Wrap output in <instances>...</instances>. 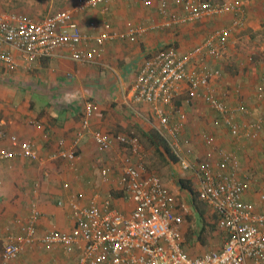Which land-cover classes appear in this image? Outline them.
I'll return each instance as SVG.
<instances>
[{
	"label": "crops",
	"instance_id": "1",
	"mask_svg": "<svg viewBox=\"0 0 264 264\" xmlns=\"http://www.w3.org/2000/svg\"><path fill=\"white\" fill-rule=\"evenodd\" d=\"M42 1L44 6L66 5L60 9L63 10L72 9L77 0ZM162 1L116 0L104 13L103 7H98L75 14V20L83 32L92 35L100 32L104 22L117 30H124L127 24L148 25L160 18L158 8ZM165 1L175 13L180 6L177 1L197 2ZM201 1L221 4L232 0ZM239 1L240 8L235 13L207 16L183 26L150 32L136 43L109 42L97 49L91 63L73 61L71 51L67 49L57 50L51 58L34 60L14 51V68L0 62V126L7 135L16 136L19 142L31 143L39 157L35 161L15 157L0 162V264L9 235H18L17 221L26 219L33 206L39 212L35 224L37 236L51 231L69 233L75 226L71 202L79 207L92 204L105 207L108 204L110 209L122 214H128L134 208L118 185L121 165L117 143L110 150L100 152L92 138L85 136L75 145V160L59 155L61 150L73 146L84 105L88 102L96 107L91 120L93 131L139 141L137 137L127 135L135 132L156 150L162 146L159 135L169 147V143L175 141L172 136L175 131L182 159L192 167H196L209 151L205 138H210L214 151L232 154L237 161L236 175L244 179L247 186L244 200L254 203L257 211H264V203L259 202V194L264 193V128L255 140L241 136L249 123L264 120V0ZM0 13L15 11L6 9ZM239 20L241 25L233 27L234 21ZM92 22L93 28L90 27ZM221 28H227L229 32L225 36L226 45L219 48V56L210 57L206 50L201 55H191L209 35ZM167 47H174L178 57L188 59L186 69L191 77L203 68L220 72L211 79L209 86L233 115L240 137L233 136L222 116L206 104L202 88L197 94L191 93L190 78L179 85L172 103L163 106L168 119L166 127L161 126L150 105L134 102L132 86L144 60ZM11 149L8 140L0 139V153ZM143 156L145 162L146 154ZM166 162L174 174L172 177L170 174L171 179L177 181L166 186L172 194L183 191L179 180L184 179L198 189L195 171L183 169L178 161L170 158ZM103 169L107 170L108 181L102 179ZM147 171L155 174L148 168ZM229 171L227 169L226 173ZM183 172L189 173L186 178L181 177ZM187 226L183 224L182 227L185 251L187 245L184 242L188 238L184 239L183 234ZM196 238L197 235L192 240L198 245L201 241ZM204 243L201 244L204 246ZM202 245L197 247L198 250L203 249ZM221 246L222 243L215 249H221ZM77 255H66L56 245L35 244L26 247L11 264H69Z\"/></svg>",
	"mask_w": 264,
	"mask_h": 264
},
{
	"label": "built area",
	"instance_id": "2",
	"mask_svg": "<svg viewBox=\"0 0 264 264\" xmlns=\"http://www.w3.org/2000/svg\"><path fill=\"white\" fill-rule=\"evenodd\" d=\"M116 0H77L72 9H63L42 20L27 18L15 13H0V62L8 68L16 66L13 52L30 60L51 58L59 49L71 51L70 57L77 63H91L97 49L109 42L128 41L136 43L150 32L164 31L174 26H183L207 16L238 12L239 0L213 4L197 0L195 3H177L179 11L169 8L162 1L158 8L159 19L148 25L127 24L124 30L112 28L108 22L100 26L96 35L85 33L75 20V14L103 7L102 13ZM242 21H234L233 27ZM95 24L90 23L93 28ZM229 29L221 28L207 37L191 55H201L203 50L210 57L219 56V48L226 45ZM92 44V46H90ZM88 47V48H87ZM188 59L178 57L174 47L158 50L144 60L135 77L132 92L135 103L148 104L158 116L161 126L168 125L163 106L172 103L181 83L190 78L192 94L202 88L206 104L219 113L231 134L240 137V129L233 115L219 101L209 83L217 77L218 70L203 68L196 76H189ZM190 101V100H189ZM96 107L91 102L84 105L80 127L73 146L60 151V156L75 160V145L85 136H90L100 152H106L117 143L121 172L118 185L127 200L134 204L128 214L92 204L79 207L74 202L75 226L69 233L51 231L36 235L35 224L39 212L35 206L24 220H18V235H9L2 251V264H11L26 247L41 244L59 246L66 255L77 253L69 264H264V211H257L254 203L246 202L244 179L236 175L237 161L227 152L214 151L212 140L205 138L209 151L196 167L188 165L180 151L177 133L169 143V149L183 169L191 168L198 179L196 200L208 205L216 217L220 231L221 249H212L200 255L188 254L182 244V227L188 206L178 203L175 196L155 174L147 171L144 152L136 138L120 135L111 137L91 129V120ZM264 128V120L256 119L248 124L241 136L255 140ZM0 139H6L12 149L0 153V162L15 157L38 160V152L29 143H21L14 135H7L0 126ZM62 144V142H60ZM190 152V151H189ZM217 157L216 160L214 158ZM230 169L229 173H226ZM103 181H108L107 170L101 171ZM264 203V193L259 194Z\"/></svg>",
	"mask_w": 264,
	"mask_h": 264
},
{
	"label": "rangeland",
	"instance_id": "3",
	"mask_svg": "<svg viewBox=\"0 0 264 264\" xmlns=\"http://www.w3.org/2000/svg\"><path fill=\"white\" fill-rule=\"evenodd\" d=\"M66 7V5H62ZM62 6H57L53 4L52 6H44L42 0H0V12L3 10H14L15 13H20L26 17H32L35 19H42L48 14L54 13L60 9ZM68 6V5H67ZM45 9L47 10L45 12ZM127 134L129 136H135L139 139V142L142 145L143 151L146 154L145 156V166L148 170L152 173H155L160 176L165 186L176 184V179H171L172 175H174L171 171L172 169L169 168L166 159L169 158L165 153L163 145L159 149H155L153 145L143 139V137L135 132H129ZM159 137H161L159 135ZM158 140V138H157ZM160 142V141H159ZM173 161V160H172ZM144 162V163H145ZM184 174L181 177L186 178L187 172H183ZM171 174V177H170ZM185 175V176H184ZM185 180V179H184ZM175 186V185H174ZM192 188L195 190V186L193 185ZM174 195V194H173ZM176 201L178 203L184 204L188 206V214L185 216L184 225L186 224L187 230L185 231L184 239L188 238L185 243L187 245V252L189 250V254L192 255H200L205 251H209L215 248L220 247L221 235L220 231L217 227V223L214 218L213 211L211 208H208L202 205L200 202L195 201L191 204V195L188 192H181L180 190L177 191V194L174 195ZM199 207V208H198ZM198 211L202 212V216L198 214ZM203 227V230H201ZM201 233L202 240L205 242L204 246L199 243L198 245L195 244V241L192 239L196 237V235ZM187 236V237H186ZM189 242V243H187ZM200 245L203 246L202 250H198L197 247Z\"/></svg>",
	"mask_w": 264,
	"mask_h": 264
},
{
	"label": "trees",
	"instance_id": "4",
	"mask_svg": "<svg viewBox=\"0 0 264 264\" xmlns=\"http://www.w3.org/2000/svg\"><path fill=\"white\" fill-rule=\"evenodd\" d=\"M160 138V141H161V144L163 145L164 147V150H165V153L167 154V156L173 160V161H177V159L175 158V156L171 153L169 147H168V144L163 141L162 137H159ZM179 185H180V188L181 190L183 191H187L189 193V195H191L190 199H191V204H193L195 201L199 202L198 200H196V191L191 187L189 181H185V180H179ZM201 203V202H200ZM202 205L210 208L208 205H206L205 203H201ZM199 208V207H198ZM198 214L200 216H202V212L201 211H198ZM214 218L216 220V217L214 215ZM201 230H203V227H201ZM197 240L201 241V243H204L201 237V233L197 235Z\"/></svg>",
	"mask_w": 264,
	"mask_h": 264
}]
</instances>
